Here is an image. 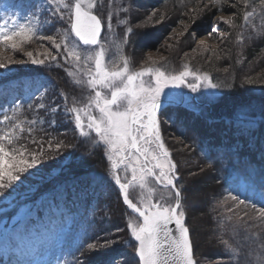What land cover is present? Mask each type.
I'll return each instance as SVG.
<instances>
[{
	"label": "snow or ice",
	"instance_id": "snow-or-ice-1",
	"mask_svg": "<svg viewBox=\"0 0 264 264\" xmlns=\"http://www.w3.org/2000/svg\"><path fill=\"white\" fill-rule=\"evenodd\" d=\"M213 5H222L227 0H211ZM54 5L53 13L59 20L65 19L67 14L68 29L65 38L57 41L53 35H40L39 40H47L52 47L59 52L67 53V58L81 62V55L76 47H69L67 35H74L80 44L87 46L91 53L86 58V67L82 69L87 77L86 83L90 91L87 103L82 107H68L67 97L61 93L62 103L52 102L50 109L46 105L38 103L36 108L49 110L51 114L63 111L64 114L74 117V128L82 138L93 140L95 149L103 148L104 154L111 163V180L118 186L119 196L123 205L135 214L127 219L125 228L116 229V233L127 232L135 241L132 245L134 255L138 258L136 264H198L194 257L193 245L190 239V231L185 223L183 193L187 187H179L181 180L177 164L171 159V153L165 146L161 135V119L167 108L186 107L191 105V100L183 91H177L184 87L192 92H197L201 87L217 88L212 83L208 73H198L191 70L187 65L176 74H168L159 68L145 67L135 70L130 59L118 51L112 57H108L109 48L107 36L102 39V31H112V16L108 15L107 24L99 13L97 0H49ZM247 4V0H245ZM264 5V0H261ZM233 7L236 5L233 4ZM35 15V14H33ZM155 15V14H153ZM252 13H245L247 20ZM149 20L152 19L150 16ZM226 24L233 26V21L221 16L218 18V25ZM218 25L212 31L218 30ZM144 25H137L138 28ZM127 33H133L132 28ZM36 29L31 20L28 23H17L15 20L9 27L7 21L0 24V46L5 50L13 52L24 51L27 44L34 42ZM129 43L127 35L122 41ZM200 44H204L201 40ZM32 64L44 65L46 60L49 63L57 61L49 49H45L44 58H37L32 51L24 53ZM6 60V62H5ZM12 57L0 60V69L12 63ZM25 63L27 61H18ZM148 77L147 80L144 78ZM192 77V82L188 81ZM20 105L14 108L13 117L4 115L0 124L8 122L6 130L0 131V198L6 199L8 190L15 191L19 184L27 178L25 174H31L30 170L38 169L46 159L50 158L48 153L59 155L69 147L62 140H48L47 151L43 144L33 139L32 143L37 144L36 149L20 143L23 134L29 136L33 131L32 125L37 120L27 121L29 127H24L15 112L20 110ZM32 108V105H28ZM55 124V120L49 121ZM125 172L122 179L120 171ZM131 172V179H128V172ZM206 169L201 167L198 171L190 170L188 176L193 184L198 183ZM139 173V175H138ZM102 179V178H101ZM154 181L163 189H167L170 195H160L156 198V189L149 187V181ZM139 187L147 188L146 196L139 202L131 197L130 189ZM228 196L221 200L218 206H224L230 200L232 206L228 211L232 212L237 219L246 217L249 221L264 226V180L260 182L245 180L240 183L233 180L228 189ZM259 202V206L258 203ZM243 207V217L236 211ZM251 209V212L248 211ZM87 219V218H86ZM95 221L89 220L84 229L87 235L92 230ZM174 225L175 229L170 227ZM0 252L6 257L9 253L19 249L15 229L5 226ZM120 243L119 237L105 239L102 243L97 238L96 242L86 245L81 242L77 251L79 256L74 255V264H88L89 254L96 250H104ZM225 249L230 251L228 255L229 264L234 259V250H231L228 240L219 241ZM260 247L264 248V238L259 241ZM238 259V258H237ZM7 264H32L31 261H12ZM56 264H63L59 259ZM115 264V262H114ZM251 264V262H249ZM260 264H264V253L260 256Z\"/></svg>",
	"mask_w": 264,
	"mask_h": 264
},
{
	"label": "rangeland",
	"instance_id": "rangeland-1",
	"mask_svg": "<svg viewBox=\"0 0 264 264\" xmlns=\"http://www.w3.org/2000/svg\"><path fill=\"white\" fill-rule=\"evenodd\" d=\"M235 1L242 2L245 9L243 13V20L240 24L239 33L236 35V43H238V46H240L242 40L246 41L255 36H259L264 30V5L261 4V0H247V4H245V0H227V2L224 4L225 8H237V3H235ZM137 3L138 4H133L132 6V10L135 11L134 18H138V20L139 18H142V20H147L148 22L147 26L142 29V35L136 42L137 49L141 50L142 52L140 53L142 59L140 61L137 60L138 62L136 61V65L131 63L135 70L138 71L145 67L158 68L155 63L157 64L164 58L169 57L168 59H170L171 56L174 57V55L167 56V53H169L178 40H184L189 29H192L189 33L193 39V49H187L184 53L182 52V56L189 59L191 56L199 58V53H217V56L215 55L216 57L214 58L222 60L224 64L223 55L227 53L225 49V40L227 39L228 32H224L220 28L223 25L227 27L232 26L222 23L218 25V18L224 16L231 19L233 17V13H227L225 11L219 12L216 15H213L208 26L207 24H201L192 28L191 23L184 20H174L173 16L162 18L161 14H163L164 10L159 8L157 3L153 4L152 6L145 5L146 0H139ZM233 4L236 5L234 8L232 6ZM97 5L99 7L100 3L97 2ZM54 7V5L49 3V0H0V24H4L5 21H7L8 26L11 27L13 20H15L17 23H28V21L31 20L33 26L36 29V38H34V42L27 44L24 48V51L13 52L10 49L5 50L2 46H0V60H4L6 57H12L13 60V62L8 64L7 67L0 69V81L2 78L6 77L9 72L16 71L17 68L28 67L30 65L38 66V64H32L30 61H28L27 56L24 54L26 51H32L34 56H37V58H44L43 55L40 54H44L45 49H49L53 55L57 56V61L63 67L64 74L68 77V82L77 89L76 95H78V97L72 98L68 92L66 93L60 88L56 90L54 85L55 82L51 77L49 83H52V85L50 87V84L43 76L39 79H36L35 77H24L20 84H18L16 80L10 81V84L16 86L17 88L21 87L20 91L7 93L6 96H4L5 92H3L0 94V100L3 102L6 101L4 100V98H6L8 102L13 104V108H15L16 105L22 106L23 100L33 103L35 107L33 108L31 119L27 120L38 121V123L31 126L33 129H39L41 128L40 126H45L48 124V126L51 128H60L63 133H74L76 137H80L78 131H76L74 128L73 116L70 114L66 116L63 111H59L53 115L49 110H46L50 109L53 101L56 103H62V98L60 95L61 93L67 97L68 107H82L85 103H87V98L90 95V91L86 83L87 77L83 74L82 69L86 67V58L91 53V50L88 49L87 46H81L73 35H67L66 39L69 47H76L77 51L82 57L81 62L78 65L77 62L73 61L71 58L66 59L67 53L63 50V47L59 52H57L49 41L38 39L40 35H53L57 38L58 42L65 38L66 30H63V28L59 26H65V29L69 27L67 24V14H65V19L63 21L59 20L58 17L53 13ZM153 10L155 12H153ZM190 10H193V7H190ZM111 12L112 10H109L108 14ZM245 13H252V15L247 20H245ZM151 14H155L153 15V21L152 19H148ZM182 14L186 17V12H182ZM156 16L158 17L156 18ZM107 18L108 17H105V25L107 24ZM172 21L175 22L171 24ZM122 22L123 20H119L120 25ZM54 23L55 27L52 26ZM135 23L136 22H134V24ZM114 24L115 23L112 20V31L107 32L105 28V33L103 35V38L104 36H107L108 38L106 46L109 48L107 54L109 58L118 51L122 50L124 52L123 46L120 49L118 45L114 43L116 41V37L114 35L118 33V29ZM217 25L218 30L212 31L213 27H216ZM201 40L204 41V44H200ZM132 53L133 52L130 51V53L123 54L130 59V57H135L134 55H131ZM218 55H221L222 57ZM202 57L203 56H201V58ZM21 60L27 62L19 63L18 61ZM46 62L48 61L46 60ZM258 62L259 61L257 58L253 66L250 64L245 66L243 65V67L240 68L243 72L241 73L242 77L251 76L253 73L256 74L257 69L260 67ZM144 79L147 80L148 77H145ZM192 79V77H188L189 82H192ZM212 83L214 82L212 81ZM46 84L49 86H46ZM177 91H183L188 98L191 94L193 95L192 98L195 100H198V98H203L204 96L208 98L207 100H209V98H212L219 93L218 88L213 89L208 87H201L197 92H192L186 87L178 89ZM38 103L45 104L46 109L36 108ZM7 105L8 104L6 102L0 107H6ZM190 107L196 111L199 108L192 102ZM37 110H40L39 114L36 112ZM18 114L21 115V107ZM167 115L170 116V113ZM174 119V117H164L165 130L170 143L176 149L181 171L183 172L185 187H187L184 197H186L185 205L189 215V221L186 226L190 231V239L193 245L194 257L198 261V264H229L228 255L226 253L230 250L225 249L219 243L220 240L226 239L231 246V250H234V259L231 264H236L237 256L240 252L237 244L242 248L244 244L240 243L241 241L237 237H231V227H229V222L227 223V221H230L229 217L234 214L229 212L227 209L228 207L232 206V202L229 200L224 206H218V204L221 200L228 196V191L225 189L229 188L233 180H236L240 183H244L245 181L241 177L233 175L227 181V184L225 183V185L220 184L219 186L217 182H213L212 179L209 178L211 170H209L208 166L203 164L198 153L185 143V139L177 134V131H188V128L192 127V125L187 126V128L184 124L173 123ZM51 120H55L54 125L49 123ZM213 120L218 119H208L209 122ZM21 121L25 122L24 127H29V124L24 118H22ZM224 122V124L227 123V126L220 128L222 133H232L233 135L239 134L240 127L237 126L239 127L237 128L236 125L241 123L240 121H233L231 124H229L231 120L226 119ZM61 125L64 126L60 127ZM243 125L249 126L252 125V123L245 121ZM6 129L7 128L3 130ZM188 132H185V135H187ZM69 138L70 137L67 135L57 136V133L53 134L52 132H48L41 137H36L33 135L30 141L33 139L39 141L41 144H43L45 150H47L48 146L46 141L62 140L65 143L68 142V140L70 141ZM90 140L93 142L92 139ZM225 140L226 138H223V141ZM67 144L70 145L69 142ZM37 147L38 145H36V147L34 146L33 149H36ZM204 149L205 148H203V150ZM100 153L103 157V164H107V170L93 179V182L91 181V185H95L94 193L96 195L102 196L100 198V204L104 212L103 218L107 219L106 222L108 221V225L114 227V229L110 228V231L106 234V236L105 233L102 235V238L109 239L111 237H119L120 234L127 233L121 232L117 234L115 227L119 226L120 229H124L126 220L134 216L129 214L127 211L118 208V198L115 193L109 194L110 184L114 183L110 177L111 163L104 154L103 148H101ZM48 155L49 157L54 156L52 153H49ZM65 160L66 158L61 161V165L65 162ZM53 165L47 168L46 163L44 162L38 166V169L30 170L31 174H25L27 176L26 180L24 179L23 183L19 184L15 191L8 190L6 192V199L0 198V238H2L5 226H8L10 230L14 228L17 234L16 242L20 245L19 249L9 253L7 257L2 252H0V256L3 257V261L1 260L0 264H7L8 260L31 261L32 264H56L58 259L63 262L64 256H62L63 253L61 251L59 241L62 236V232L58 227L60 221L58 218L51 219L50 215L44 214L42 216H38L35 206L42 197V195L37 194L36 182L41 179L50 178L53 175L58 174L60 171V166L53 167ZM201 167L205 168L206 172L202 174V177L198 183L193 184L191 182V178L188 176V172L190 170L198 171ZM119 175L123 179L125 177V172L122 170L120 171ZM128 179H131L130 171L128 172ZM148 186L157 190L155 193L156 198H159L160 195H170L167 189H160L151 180L149 181ZM147 192V188L140 189L139 187H133L130 189L131 197L135 202H139L143 196L147 195ZM65 210L66 208L64 206H58V211L62 212ZM238 210L239 212L244 211L243 207L237 209L236 211ZM58 213L59 212L55 211L52 213V216L57 217ZM96 216H98L97 211L95 217ZM235 225H237V223ZM106 228L108 229V227ZM98 229L99 228L95 227V232L98 231ZM235 231L236 229L233 230V232ZM127 235L128 237H122L120 239V243H117L115 246L104 250H97L98 254L95 256H98L101 259L102 254L104 256L112 252L121 251L118 253L119 255H117L118 260H116V264H130L129 258L134 252L132 247V244L134 245V243L131 241L128 243V238L131 236L129 233H127ZM101 239L99 242L102 243L103 239ZM0 243H2V239H0ZM250 255L252 256V253H250ZM248 260L249 256H246L243 259L242 264H249ZM63 264L65 263L63 262Z\"/></svg>",
	"mask_w": 264,
	"mask_h": 264
},
{
	"label": "trees",
	"instance_id": "trees-1",
	"mask_svg": "<svg viewBox=\"0 0 264 264\" xmlns=\"http://www.w3.org/2000/svg\"><path fill=\"white\" fill-rule=\"evenodd\" d=\"M137 1L139 0H97V2L100 3L98 14L103 16V21H105V17H108L109 10H112L113 14L112 12L110 14L115 23L114 25L118 29V33L114 35L116 37L114 43L118 45L120 49L122 46L124 47V52L121 50L124 54L130 53V51L133 52L131 55L135 57H130V60L134 65H136L137 60L140 61L142 59L140 55L142 52L137 49L136 42L142 35V29L147 26L148 22L147 20H142V18H139V20L138 18H134L135 11L132 10V6L133 4H138ZM156 3L159 8L164 10L163 14H161L162 18L173 16L174 20H184L191 23L192 28L201 24H207L208 26L213 15L219 12L225 11L227 13H233V17L231 18L233 26L227 27L223 25L220 28L222 31L228 32L227 39L225 40V49L227 53L223 55L224 64L222 60L214 58L217 56V53H199V58L191 56L189 59L182 56L187 49H193V39L189 33L192 29L188 30L184 40H178L169 53H167V56L174 55V57L171 56L170 59H168L169 57L164 58L157 64L155 63L159 69L167 73H178L184 69L185 65L198 73L206 72L219 90L218 95L209 98V100H207L208 98L205 96L199 98V101L202 103H199V108L196 112L182 107H170L167 108L161 116L162 133L181 176L178 186L182 188L185 187V181L176 149L170 143L166 134L164 117H174L173 123L184 124L186 127L192 125L190 128L187 127L189 131H185L186 133L188 132L187 135H185V132L180 131H177V134L183 137L186 141L185 143L198 153L203 164L208 166L209 170H211L209 178H211L213 182H217L219 186L223 184L222 179L230 170H236L241 175L247 176L255 182L264 180V30L259 36H255L246 41L242 40L241 45L238 46V43H236V35L239 33L245 10L243 3L240 1H235V3H237V8L235 9H226L224 6L225 3L222 5H213L211 0H146L145 5L152 6ZM190 7H193V10H190ZM153 12L155 11L153 10ZM182 12H186V17ZM150 16H152L153 21V15L151 14ZM157 17L158 16H156V18ZM119 20H123L121 25ZM134 22L136 23L134 24ZM174 22L175 21H172L171 24ZM141 24L144 26L138 28L137 25ZM59 27H62L63 30L68 29H65V26ZM128 28H132L133 33L138 34L126 33V29ZM126 35L129 39V43L125 45L122 41ZM201 56L204 58H201ZM257 58L260 64L257 73L242 77L241 73L243 72L240 68L247 64L253 66ZM17 72H42L53 79L56 90L60 88L66 93L68 92L72 98L78 97V95H76L77 89L68 82V77L64 74L63 67L58 61L53 63L45 62L44 65L37 67L28 66L27 69L24 67L17 68ZM168 113H170V116L167 115ZM24 116V119H31L32 111L26 110ZM216 118L218 120L208 121V119L212 120ZM226 119L231 120L229 124L233 121H255L256 125L245 129L242 125L244 123L237 124L236 127L241 126L240 128L237 127L240 129L238 135L222 133L220 128L227 126V124H224ZM48 132H52L53 134L57 133V136H69L70 141L68 140V142L70 145L68 144L69 147L64 148L59 155L51 156L44 161L47 168L55 163L53 167L60 166V171L50 178L39 180L38 190H54L56 186H59L54 193H52L54 194L53 198H57L59 197L58 194L63 190H67L68 193H71L69 185L76 187V184L81 183L80 186H82L83 184H87V181H90L91 178L99 176L107 170V164H103V157L100 153L101 148L94 150L95 146L90 139L76 137L74 133H63L60 128H51L48 124L39 129H33L30 136L25 132L20 143L26 144L33 149L37 144H33L32 141H30L31 137L33 135L41 137ZM223 138H226V140L223 141ZM68 142H65V144ZM202 148H205V152H202ZM65 158V162L61 165V161ZM235 158L236 162H233ZM83 187L88 190L90 189L88 185H83ZM114 193L118 198V208L125 210L115 184L111 183L109 194ZM101 197V195L98 196V201L96 203L98 216L95 217L94 223V227L99 229L96 231L97 233L94 231L92 234H89L88 237L83 238V243L85 245L90 242H96L97 238L100 240L103 233H105L106 236L110 228L114 229V227L107 224V219L103 218L104 212L100 204ZM184 211L186 214L185 223L188 224L189 215L185 200ZM248 211L251 212V209H248ZM237 212L239 216L243 217V212H239V210ZM229 220L230 221H227V223L229 222V227H231V237L235 236L240 239V243H243V248H245L243 249L237 244L240 252L237 256L238 259L236 260V264H242L246 256H249L248 261L251 262V264H260V256L264 253V248L260 247L259 241L264 238V226L254 224V222L249 221L246 217L242 220L237 219L235 215L229 217ZM236 223L237 225H235ZM106 227H108V229ZM117 228L120 227H115V229ZM235 229L236 231L233 232ZM122 237H128L127 233L119 235V239ZM102 239L103 241L105 240V238ZM128 241H131L130 237ZM97 252L96 250L89 254L88 264H114V262L116 264V260H118L117 255H119L118 253L121 251L112 252L104 256L102 254L101 259L95 256L98 254ZM250 253H252V256ZM79 255L80 253L76 249L75 256ZM129 260L130 264H136L137 259L134 252ZM71 262L74 264V256Z\"/></svg>",
	"mask_w": 264,
	"mask_h": 264
},
{
	"label": "water",
	"instance_id": "water-1",
	"mask_svg": "<svg viewBox=\"0 0 264 264\" xmlns=\"http://www.w3.org/2000/svg\"><path fill=\"white\" fill-rule=\"evenodd\" d=\"M171 228H173V230L175 229V226L174 225H170Z\"/></svg>",
	"mask_w": 264,
	"mask_h": 264
},
{
	"label": "bare ground",
	"instance_id": "bare-ground-1",
	"mask_svg": "<svg viewBox=\"0 0 264 264\" xmlns=\"http://www.w3.org/2000/svg\"><path fill=\"white\" fill-rule=\"evenodd\" d=\"M20 75H24V74H20ZM1 83H4V81H0Z\"/></svg>",
	"mask_w": 264,
	"mask_h": 264
}]
</instances>
